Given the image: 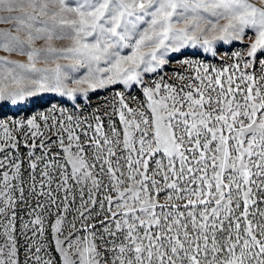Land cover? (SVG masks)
I'll use <instances>...</instances> for the list:
<instances>
[{
    "label": "snow or ice",
    "instance_id": "snow-or-ice-1",
    "mask_svg": "<svg viewBox=\"0 0 264 264\" xmlns=\"http://www.w3.org/2000/svg\"><path fill=\"white\" fill-rule=\"evenodd\" d=\"M0 25V264H264V0Z\"/></svg>",
    "mask_w": 264,
    "mask_h": 264
},
{
    "label": "rangeland",
    "instance_id": "rangeland-1",
    "mask_svg": "<svg viewBox=\"0 0 264 264\" xmlns=\"http://www.w3.org/2000/svg\"><path fill=\"white\" fill-rule=\"evenodd\" d=\"M0 27H6V26H5V25H0ZM60 43H61V42H57V45L59 46ZM0 55H5V54L2 53V52H0ZM9 58H10V59H22L21 57H18V56H15V55L10 56ZM107 94H108V93H102L101 95H107ZM96 99H97L96 96H92V100H93V102H95ZM52 102H55V101H52ZM42 103H44V102H42Z\"/></svg>",
    "mask_w": 264,
    "mask_h": 264
}]
</instances>
